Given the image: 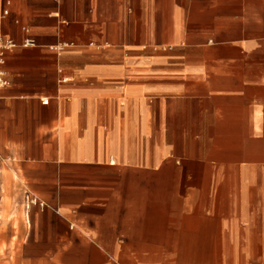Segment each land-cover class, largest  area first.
I'll return each instance as SVG.
<instances>
[{"label":"crops","instance_id":"obj_1","mask_svg":"<svg viewBox=\"0 0 264 264\" xmlns=\"http://www.w3.org/2000/svg\"><path fill=\"white\" fill-rule=\"evenodd\" d=\"M23 26L0 264H264V0H0Z\"/></svg>","mask_w":264,"mask_h":264},{"label":"built area","instance_id":"obj_2","mask_svg":"<svg viewBox=\"0 0 264 264\" xmlns=\"http://www.w3.org/2000/svg\"><path fill=\"white\" fill-rule=\"evenodd\" d=\"M8 13L7 9L3 10V15H6ZM22 30L27 36L22 40L20 43H16L11 39H6L2 44H0V86H5L7 84V80L4 76V71H3V65L5 62V54L7 51L16 48V47H30L34 46L35 42L34 39L31 36H28L29 30L26 26L22 27ZM42 102H46L45 100H42ZM31 205H39V206H44V203L39 201L35 196L31 194H27L25 198V208H29Z\"/></svg>","mask_w":264,"mask_h":264}]
</instances>
